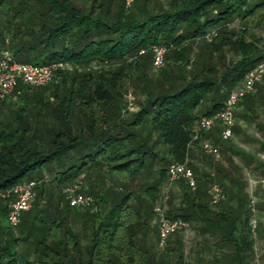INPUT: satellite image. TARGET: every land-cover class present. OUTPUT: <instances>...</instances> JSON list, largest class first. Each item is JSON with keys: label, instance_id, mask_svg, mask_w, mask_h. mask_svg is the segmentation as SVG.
I'll return each mask as SVG.
<instances>
[{"label": "trees", "instance_id": "obj_1", "mask_svg": "<svg viewBox=\"0 0 264 264\" xmlns=\"http://www.w3.org/2000/svg\"><path fill=\"white\" fill-rule=\"evenodd\" d=\"M236 20L243 26H232ZM262 20L264 0H136L130 9L123 0H0V55L9 50L20 61L76 67L44 86L22 84L20 93L0 100V217L8 216L5 194L13 185L38 181L26 211L33 213L16 226L20 235L0 225V264L253 263L243 169L264 177V161L231 143L241 163L231 156L227 165L215 162L201 141L228 144L221 126L193 136L198 121L222 110L264 62L261 39L247 38ZM193 40L203 47L196 63ZM156 44L169 48L165 66L131 110L126 80L133 66H153ZM230 48L237 55L224 69L212 62ZM256 89L240 102V121H255L264 108V83ZM243 130L241 122L234 126ZM187 158L197 186L179 180L167 215L187 221L194 235L188 249L182 231L161 248L153 205L169 166ZM82 177L90 183L91 206L72 207L62 193L57 205L48 200L52 188ZM214 179L226 192L218 204L209 192Z\"/></svg>", "mask_w": 264, "mask_h": 264}, {"label": "built area", "instance_id": "obj_2", "mask_svg": "<svg viewBox=\"0 0 264 264\" xmlns=\"http://www.w3.org/2000/svg\"><path fill=\"white\" fill-rule=\"evenodd\" d=\"M127 9L134 6L136 0H123ZM217 35L216 31L207 35L212 40ZM153 50V66L160 69L165 66L166 56L169 48L164 44H156ZM145 50L141 51L144 54ZM75 65L67 61H53L50 63H33L16 59L9 50H4L0 55V100L10 97L14 92L20 93V86L28 85L40 87L52 82L58 71H73ZM264 78V62L254 68L244 79L243 83L231 92L222 110L209 116L202 117L196 126L193 140H199L203 132L212 129L218 122L221 124L220 136L224 140H229L234 136V126L236 124V112L239 104L244 98L252 94L256 85ZM201 145L205 150L212 154L216 160L221 158L220 146L212 140H202ZM214 175V174H213ZM185 179L189 185L195 189L197 179L193 168L189 165V158L183 163H172L169 166L168 182L171 184ZM38 181L30 180L13 185L6 196L11 197L8 220L13 227L18 226L22 221V215L29 210L36 199V187ZM64 194L72 207L86 206L92 201L91 196L86 195L81 190V182L76 181L64 188ZM210 197L213 204H218L226 198L224 187L217 181H213L210 186ZM167 200V199H166ZM157 223L159 229V247L163 248L171 235L178 231H184L187 238L190 235V224L181 219H170L167 215L165 206L156 205ZM253 217L251 225L253 229L258 226L259 218L252 209Z\"/></svg>", "mask_w": 264, "mask_h": 264}, {"label": "rangeland", "instance_id": "obj_3", "mask_svg": "<svg viewBox=\"0 0 264 264\" xmlns=\"http://www.w3.org/2000/svg\"><path fill=\"white\" fill-rule=\"evenodd\" d=\"M232 26H234L235 28H239L240 26H243V25H241V23L238 20H236L235 23ZM251 26L252 27L248 31L247 38L248 39L260 38L262 44H264V20H262V21H260L258 23L252 24ZM191 43H192V55H193V58H194V63H196L197 58L199 57L200 53L203 50V47L201 46V43L196 41V40H193ZM236 55H237L236 51L233 48L232 49L231 48L230 49H225L224 52L215 53L214 57L212 59V62L213 63H217L221 68L224 69L226 67V64L228 63V61L230 59H232V58H235ZM198 60H199V58H198ZM132 69H133V72H130L131 76L126 80L125 88L127 90V95L126 96H127V100L129 101V106L131 105L130 109L131 110H136L137 109L136 103L138 102L139 99L144 98L145 87L149 83V79L156 74L157 70L154 69L152 65H148V68H146L145 71L141 70V68H135V66H133ZM240 110H241V108H240ZM258 120L259 121L262 120L264 122V117L259 118ZM250 127H251V125H250ZM251 129L249 130V133H247V136H248V134H250L248 136V138H251V135L255 136V137H258L259 136L258 135L259 128L257 127L253 131ZM234 133H235V131H234ZM244 133H245L244 131L237 132L236 134H234V137L230 139V142H228V144L226 143V145H223V146L220 145L221 158L219 160H216L215 157L213 156V158L215 159V162H217V163L218 162H222L225 165H227L228 162H229V161H227V158L229 156H231L235 160L236 163H241V159L242 158H240L238 154H235V153H233L231 151V149H230L231 143L233 145L237 146L241 150H245V151L248 150L252 155L257 156L256 158L259 157L260 160L264 161V156L258 155L259 149H256L257 145L259 146V143L256 144L253 141H251V142L248 141L247 142L246 139H245L246 134H244ZM227 145L229 146V148L226 147ZM225 148H226V150L224 151ZM203 149L205 150V148H203ZM261 151L264 152L263 150H261ZM253 152H256V154H254ZM207 153H209V152L207 151ZM212 172H213L212 175L214 173H216V171L214 169L212 170ZM243 176H244L243 180L246 183V191H247V193L249 195V208L251 210L254 208L255 215L258 216V206H257V202H256V197H255L256 192L253 189H255V187H256L255 186L256 180L258 179L259 176H257L255 172H252L249 169H245V168L243 169ZM213 177H216V174H214ZM214 181L218 182L217 179H214ZM80 182H81V190H82V192H84L88 196H91L89 193H87L88 189L90 187V183L85 181V179L83 177L80 179ZM64 188L63 187L52 188L53 195L52 196H50V195L48 196V200L51 201L52 205L55 204V201L57 200V196H60L61 193L64 194V191H63ZM179 193H180V188L178 186V182H174V183L171 184L170 182L167 181L166 184L164 185L159 197L157 198V202L156 203L154 202L153 210L155 211L156 205L160 204L162 206H165V209L167 211L168 208H169V201L171 199V196L173 194H179ZM91 198H92V196H91ZM66 200L68 201V199H66ZM44 202H46V200H44L43 203ZM57 204L58 203H56L55 205H57ZM90 204H91V202L89 204H87L86 206H82L81 208H86L87 206H91ZM33 206H34V203H33ZM32 213L33 212H31V211H29L28 213H26V211H25L23 213L24 215H22V217L23 216L26 217L27 214L29 216V214H32ZM152 224L153 225L156 224L158 226L157 214L156 213H155L154 221H152ZM0 225L4 229L12 228V230H14V232H15L14 233L15 236L20 235L19 231L16 230L17 228L13 227L10 224V222L8 220V216L6 217L5 215H2L0 217ZM77 227L80 228V224H78ZM254 231H256V229H254ZM193 235H194V233H191L188 236V238H187V240H188L187 246L188 247H189V244L191 243ZM22 245L23 244L20 242L19 243V250L22 249ZM251 264H253V263H251Z\"/></svg>", "mask_w": 264, "mask_h": 264}, {"label": "crops", "instance_id": "obj_4", "mask_svg": "<svg viewBox=\"0 0 264 264\" xmlns=\"http://www.w3.org/2000/svg\"><path fill=\"white\" fill-rule=\"evenodd\" d=\"M261 83H264V80ZM240 108L241 107H239L237 111H239ZM262 117H264V108L259 110V116L256 118L255 121H252L251 119L240 121L238 118H236V124L238 122H241L243 124V126H244L243 131L245 132L244 134H246V137H245L246 141L247 142L253 141L256 144L259 143V146L257 145V147H256V149H259V153L256 150L255 151L258 153V155L264 156V152L261 151V150L264 151V149L262 148V146L264 145V122L262 120H261L262 122L258 120L259 118H262ZM216 125L221 126L220 122H218ZM250 125H251V127H250ZM257 127L259 128V133H258L259 136L255 137V136L251 135V138H248V136L250 135V134H248V136H247V133H249V130L252 128L251 130L253 131ZM236 133L237 132H235L234 134H236ZM203 140L204 141L205 140H212V138H205ZM247 152L250 153L248 150H247ZM256 152H253V153L256 154ZM255 186L256 187L253 190H255V192H256L255 197H256V202H257V206H258L259 222H258V226L256 228V231H254V238L256 241V243H255L256 258L254 259L253 264H264V177L263 176L260 175L258 177V179L256 180ZM182 232H184V231H182ZM191 233H194L193 229L190 230V234ZM184 234H185V232H184ZM174 235L175 234L171 235V237ZM185 236H186V234H185ZM188 248L189 247H187V249Z\"/></svg>", "mask_w": 264, "mask_h": 264}]
</instances>
